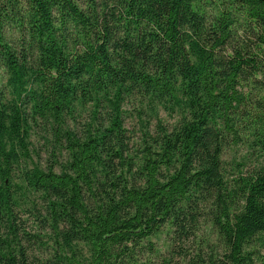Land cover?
Returning <instances> with one entry per match:
<instances>
[{"label":"trees","instance_id":"trees-1","mask_svg":"<svg viewBox=\"0 0 264 264\" xmlns=\"http://www.w3.org/2000/svg\"><path fill=\"white\" fill-rule=\"evenodd\" d=\"M239 144L264 151V0H0V264H264Z\"/></svg>","mask_w":264,"mask_h":264},{"label":"rangeland","instance_id":"rangeland-1","mask_svg":"<svg viewBox=\"0 0 264 264\" xmlns=\"http://www.w3.org/2000/svg\"><path fill=\"white\" fill-rule=\"evenodd\" d=\"M132 106L133 104H128L125 107L126 112L124 115V126L126 129H128L127 139L129 141L130 153L134 156L140 146V135L138 131L136 112L134 111V108H131ZM86 109L87 107L76 113V118L81 120V123H84L85 121V117L87 115ZM159 116L162 118L164 123H169L172 121V118L164 113H160ZM154 121V119H150L151 129H153L154 127ZM41 135H43L42 132H38L36 134H33L31 138L34 147L33 153L36 154V156H34V159H38L42 163V165H48L52 163L49 155L50 148L43 142V140L41 139ZM260 165L264 166V151L249 149L245 144H239L234 147L226 148L222 155V167L225 170L227 178L229 180L239 176L249 175L253 173V171ZM231 183L232 182H230V184ZM19 217V219L21 220L19 221V225L21 227L24 225L28 230L35 232L36 224L33 223L32 217L29 214L24 213L19 215ZM205 231L210 234V241L208 243L215 244L214 232L209 224L206 225ZM152 241L155 244V248L161 250V252H163L162 255H164L165 249L167 248L166 233L162 232L157 236H153ZM255 245L260 250V252L264 254V246H261L257 242L255 243Z\"/></svg>","mask_w":264,"mask_h":264}]
</instances>
